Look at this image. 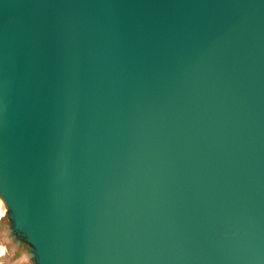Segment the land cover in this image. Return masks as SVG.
I'll return each mask as SVG.
<instances>
[{
  "label": "water",
  "instance_id": "water-1",
  "mask_svg": "<svg viewBox=\"0 0 264 264\" xmlns=\"http://www.w3.org/2000/svg\"><path fill=\"white\" fill-rule=\"evenodd\" d=\"M0 200L1 264H264V0H0Z\"/></svg>",
  "mask_w": 264,
  "mask_h": 264
},
{
  "label": "bare ground",
  "instance_id": "bare-ground-1",
  "mask_svg": "<svg viewBox=\"0 0 264 264\" xmlns=\"http://www.w3.org/2000/svg\"><path fill=\"white\" fill-rule=\"evenodd\" d=\"M5 253H6V249L0 247V264L2 259L8 258L7 256H5Z\"/></svg>",
  "mask_w": 264,
  "mask_h": 264
},
{
  "label": "flooded vegetation",
  "instance_id": "flooded-vegetation-1",
  "mask_svg": "<svg viewBox=\"0 0 264 264\" xmlns=\"http://www.w3.org/2000/svg\"><path fill=\"white\" fill-rule=\"evenodd\" d=\"M8 208H9V211H10V214H12V212H11V208L8 206ZM13 217V216H12Z\"/></svg>",
  "mask_w": 264,
  "mask_h": 264
},
{
  "label": "rangeland",
  "instance_id": "rangeland-1",
  "mask_svg": "<svg viewBox=\"0 0 264 264\" xmlns=\"http://www.w3.org/2000/svg\"><path fill=\"white\" fill-rule=\"evenodd\" d=\"M5 256L9 257V255H8V253H7V250H6Z\"/></svg>",
  "mask_w": 264,
  "mask_h": 264
},
{
  "label": "snow or ice",
  "instance_id": "snow-or-ice-1",
  "mask_svg": "<svg viewBox=\"0 0 264 264\" xmlns=\"http://www.w3.org/2000/svg\"><path fill=\"white\" fill-rule=\"evenodd\" d=\"M0 203H2V200H0Z\"/></svg>",
  "mask_w": 264,
  "mask_h": 264
}]
</instances>
